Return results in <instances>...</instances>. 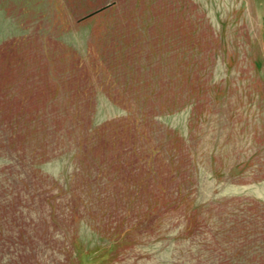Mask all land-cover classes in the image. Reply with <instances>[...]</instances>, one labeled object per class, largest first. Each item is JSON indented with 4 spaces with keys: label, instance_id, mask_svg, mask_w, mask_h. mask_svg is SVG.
<instances>
[{
    "label": "rangeland",
    "instance_id": "1",
    "mask_svg": "<svg viewBox=\"0 0 264 264\" xmlns=\"http://www.w3.org/2000/svg\"><path fill=\"white\" fill-rule=\"evenodd\" d=\"M0 264H264V0H0Z\"/></svg>",
    "mask_w": 264,
    "mask_h": 264
}]
</instances>
